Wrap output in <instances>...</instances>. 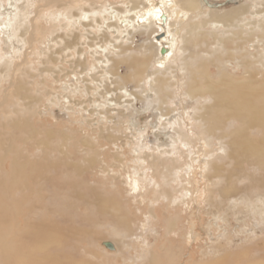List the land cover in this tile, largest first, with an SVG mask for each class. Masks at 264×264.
Listing matches in <instances>:
<instances>
[{"label":"rangeland","instance_id":"1","mask_svg":"<svg viewBox=\"0 0 264 264\" xmlns=\"http://www.w3.org/2000/svg\"><path fill=\"white\" fill-rule=\"evenodd\" d=\"M3 1L5 5H7V0ZM30 1L32 5L30 8L32 10H28L27 16L33 18V22L36 23V35H33L31 45L28 44V42H25L24 45L19 44L14 35H11V39L8 41V39L1 36L0 32V102H3L1 108L4 110H1L3 114H0V122L3 120L0 123V127L2 126V129L0 128V141L1 144H4L3 147H5V142L10 137L13 140L14 147H17V149L29 158H36L38 155L31 142L29 141L27 144L23 140L28 137L40 138L41 131L50 128V142L52 146H57L56 143L62 146L63 148H61L64 153L73 157L67 161L70 162V165L74 166V169L76 168L80 171L74 174L73 168H68L67 166L62 169L63 171L61 170L57 173V170H60L59 165H56L55 171L50 165H45V171H49L48 173L46 171L44 174V168L39 167L35 176H30L28 179V184L32 187L31 192L33 195L32 200L28 202H33V204H35L31 214L32 216L30 215V217H33L34 220H37L39 217L38 220H40L41 216L45 214L46 218L44 221H48L49 224L54 223L60 228H63V232H65L67 227H69L71 231L77 230L78 234H71L65 240L64 244L69 243V245L75 247L88 246L89 250L94 249L97 253H104L105 259L109 264H131L135 255H137V249L135 247L131 250H125L123 248L120 251L116 244L115 249L106 247L104 245L106 240L113 243L119 238L115 235L116 233H113V230H110L113 225L110 224L109 217L94 212L91 207L88 208L86 203L80 204L81 201L76 199L77 194H80L82 198L86 200H89L91 191L100 196H110L121 204V212H125L135 225L140 224L144 220V216L150 214L149 212H153L156 217L153 219L152 224L155 228L154 230L157 231V238L154 239L152 236H148V241L151 248L157 250L159 253L162 250L160 247L163 242L164 247H172V251L182 250L183 239L186 240L185 242L189 241L191 243L193 241V255L195 259H197L199 257L198 252L211 242L220 243L221 241L224 242L226 239H231L234 244H237L245 236L251 239L263 236L264 173L256 169L252 162H247L246 160L233 161L232 159H228L225 151L220 145H217L219 144L217 142L218 140L212 136H206L202 132L204 131L203 126L195 121L196 117H193V114L198 110L196 101L190 99L181 91L180 82H177L178 78L169 86L172 87L169 97L172 99L169 101V105L173 107V111L168 115V119L163 118L164 120L161 121L166 124L163 125L159 122L160 112L157 109L158 106L156 102L146 105L137 101L133 103L132 107L129 106V104L126 105L125 102L120 103V109H126L123 111L127 113L124 114L121 119V124L116 125L114 122V124L107 123L106 121L109 120H105L104 114H99V110L104 108V105L107 106L109 104L103 99L100 92L103 91L104 85H110V83L113 82V76L111 75L112 70L111 66H109L110 68L108 70L100 69L97 64V59L95 60L93 58V50L96 45L92 44L98 45L102 43L104 39L103 35H95L96 38L93 40H91V35H88V37L87 35H79L78 41L75 39L76 35H50V31L55 29L57 25V23L54 24L49 20L50 12L60 8L59 5L62 0L49 4L46 0ZM99 1L97 0L96 4H104L107 0ZM108 1L115 3L114 5L110 3V6L121 7L122 9H120L125 12L126 3H123L125 0ZM201 2L206 5L208 4L207 10H209V12H215L219 15L241 9L242 14L239 18V24L241 26L243 25L242 30L244 31L233 40L230 39L229 34H219V39H215V37L208 32L213 29L212 22H210L201 27L200 30L203 31V33H201V31H196L193 34L192 32L191 35L193 38H196V40H190L189 44L191 45L197 42L196 46L193 48L191 47L192 52L195 53L193 55V58H195L192 59L193 62H195V64L205 62V70H207V73L211 74L213 78H215L214 76L218 72V67L223 64L227 65L229 71L234 76L242 75L243 67L239 65L241 61H239L238 56L240 50L246 49L252 53L258 52L259 55L255 54L254 57V60L257 61L260 55L264 56L263 33L257 26V23H250L251 21L257 20V14L251 13L254 11L252 6L256 5L261 9V7H263L261 4L263 0H201ZM35 3L43 5V8L38 12V15H40L39 17L34 15ZM247 6L249 7L247 8ZM242 7L246 9L242 11ZM31 11H33V13ZM42 11L44 14H42ZM199 13V20H201L202 15V18L208 17L206 16L207 11L205 9L200 10ZM252 17H254V20ZM213 19L223 20L222 17ZM24 22H29V26L27 23L25 26L28 30H32L31 28H33V26L30 25L31 22L27 19L24 20ZM183 24L175 22L176 29H179ZM252 26L254 28L253 36L247 35L246 32L249 31V28ZM89 29L94 31V28L92 29L89 27ZM80 31H83V29ZM204 31H207V33H204ZM220 32L223 33L222 31ZM27 33V29H25L24 35H21L20 38L23 37L22 39H25L28 36L30 37V35H26ZM261 33L262 35H260ZM177 36L179 37V35ZM221 37L227 40V42L228 40L231 41V44L226 47L227 50L225 47H221L217 44L220 42ZM258 37H260V40ZM143 38L148 39V36L139 35L137 31L134 32L132 38H128L127 42L131 41L132 43L130 46L134 49L132 63L128 66H126V63L119 64L117 68L119 73L128 74L143 72V57L137 52L140 40ZM24 47L27 48V50H24ZM76 48H79V51ZM164 50L165 48H163L161 52ZM215 52L216 54H213ZM81 53L85 56L87 66L82 70L76 65L77 56ZM219 57L221 59H219ZM222 59L224 62H222ZM192 60L189 61L192 62ZM263 65V61L261 63L255 61L252 63V68L258 71ZM183 72L181 68L178 69V74L180 76ZM82 75H85V80H82ZM12 81L19 83V86L22 88V92L18 94V96L14 95L12 92L10 84ZM197 81L202 85L204 84L199 79ZM113 84H115V81ZM113 84H111V88ZM85 85L92 87L89 91L90 94L97 99V103H95L94 99L92 100V98L88 97L89 94L85 91L87 90ZM131 85L132 83L127 85L128 89ZM74 87L75 91L72 89ZM93 87L95 89L97 87L98 90H96L98 92L93 90ZM144 90L145 93L150 94V89L147 84H144ZM182 99L183 101H181ZM68 100H70V102ZM176 100L177 103H175ZM88 101L90 103H88ZM199 101L201 104L204 103V99H199ZM13 109H15L16 113L12 111ZM116 110H118V107L113 105L110 106L111 115L115 114ZM7 114L10 116L12 115V117L23 116V119L27 117V120L37 132H15L12 128L6 127ZM3 115H5V118H2ZM174 115L176 116L173 117ZM173 118L180 119V126L176 129L179 131L183 129V132H178L182 134L181 136L184 137L183 141L186 144L184 142L180 143L178 137L180 134L177 130H172L170 121H172ZM192 121L193 123H191ZM230 124L233 125L234 123H228L227 128L232 127ZM108 129L109 131H107ZM57 130H59L60 133H57ZM189 134H193V137H196L198 134L201 135V138L203 137L202 142L189 144V142L185 140V138H188L187 135ZM172 144H182L183 146L181 145V147L186 150L187 148L189 149V146L193 149V155L198 159L194 162L195 170L193 169L191 173L192 176H190V174H185L186 163L184 155L182 156L181 154V160H175V162L163 159L160 164L162 170L158 169L161 170L162 178L156 174L152 175V177L157 181H162L163 183L167 181L169 183L165 184V189L169 192V196L171 195L169 198H174L176 201L175 204H170L160 199L159 202L155 204L156 208L154 210L148 211L146 207L135 209V202H133V198L128 194V188L125 182H122V179L135 168L137 160L134 154H137L136 152H139L141 147L147 151L149 149H154L153 151L157 153L161 149L170 148ZM203 150H209V155L205 157V155H203ZM54 154L57 155L58 152L56 151ZM120 154L122 159V163L120 162V164H124V168H122L115 159V156ZM10 159L11 154L8 155L7 151L1 148V176H4V171L9 170ZM57 160L59 159L55 158L52 160L54 165L58 163H55ZM216 165L219 167H214ZM146 167L147 166H145V170L149 174L150 168ZM214 169H216V171H214ZM237 169L240 171H234ZM177 170L179 171L178 177L173 176L172 173ZM208 172H211V174H208ZM118 174H121V179ZM152 177L150 178L152 179ZM150 178L148 177V180H150ZM186 182L191 184L189 185ZM186 190L190 191V195L188 194V196H186L184 194ZM18 195L20 196V194ZM152 197L153 196L149 194L146 200H150ZM21 201L23 204L22 208L25 209L27 202L23 199H21ZM46 207H48V210ZM258 208L263 209L259 211ZM25 214L26 213L23 214L22 218ZM192 224L198 233L195 238L191 237L188 232ZM181 230L183 232L180 233L182 234L181 236H177L178 238L173 237L176 232L179 233ZM223 232L227 233V237L225 236L226 239L222 238ZM95 236L97 238H95ZM101 237H105L106 240L100 239ZM166 240L170 241L171 244H167ZM52 253H59L61 255L62 249H60V251H52ZM77 253L78 258L85 259L89 261V263L94 264L87 254L82 253V248L77 250ZM176 254H178V252ZM160 259L163 261L164 257L161 255ZM141 262L142 259H138L136 263L141 264ZM95 264H102V262L98 261V263Z\"/></svg>","mask_w":264,"mask_h":264},{"label":"bare ground","instance_id":"2","mask_svg":"<svg viewBox=\"0 0 264 264\" xmlns=\"http://www.w3.org/2000/svg\"><path fill=\"white\" fill-rule=\"evenodd\" d=\"M46 1L49 4L60 0ZM32 2L35 1L33 0ZM96 3L97 0L60 1V8L50 12L49 15V20L58 25L55 26V29L50 31V35H76L75 39H77V41L79 35H87V37L91 35V40L96 38L95 35H103L104 39L102 43L98 45L92 43L96 45L93 50V58L95 60L97 59V64L100 69L108 70L110 68L109 66H111L113 82L110 83V85H104L103 91L100 93L110 106L113 105L118 107V110H116V113L113 115L110 113L109 105H104V108L101 107V110L98 109L99 114H104L105 120H109L106 122L110 124L114 122L116 125L121 124V119L124 114L127 113L123 111L126 109H120V103L125 102L126 105L129 104V106L132 107L133 103L137 101L146 105L156 102L158 106L157 109L160 112L159 122L163 125L166 124L161 121L164 120L163 118L168 119V115L173 111V107L169 105V101L172 99L169 98L172 88L169 86L178 78L177 82H180L181 91L187 97L196 101L198 110L193 114L194 116H192L196 117L195 121L203 126L204 131H202L203 128L201 131L206 136H212L218 140L217 142L219 144L217 145H220L225 151L228 159H232L233 161L246 160L247 162H252L256 169L264 173V65L258 71L252 68L253 62H264V56L260 55L261 57L259 56V60L257 61L254 60V57L255 54L259 55L258 52L252 53L246 49L240 50L238 56L239 61H241L239 65L243 67L242 75L234 76L229 71L227 65L223 64L218 67V72L214 76L215 79L205 70V62L195 64L192 60L195 58H193L195 53L192 52L191 47L193 48L196 46L197 42L191 45L189 44L190 40H196V38L192 37L191 33L193 32L194 34L196 31H201V27L210 22H212L213 29L208 32H210L215 39L219 37V34H229L231 40L241 35L244 31L242 30L243 25L241 26L239 24V18L242 14L241 9L219 15L215 12H209V10H207L208 4L202 3L201 0H125L123 3H126V6L124 4L126 10L124 12L121 10L122 8L120 6L121 9L110 6L112 2L108 0L104 4ZM112 4L114 5L115 3ZM261 4L263 5L261 9L256 5L252 6L254 11L251 13L257 14V20L251 21L250 23H257L264 37V0ZM31 6L30 0H7V5H5L3 0L0 1V32L2 37L9 41L11 35H14L19 44L24 45L25 42H28V44L31 45L33 35H36V23L33 22V18L27 16V12L31 9ZM245 7H242V11L246 9ZM248 7L249 6H247V8ZM42 8L43 5L36 4V14L34 12V15L39 17L40 15H38V12ZM203 9L207 11L206 16L208 17L202 18V15L201 20H199V11ZM31 12L33 13V11ZM42 14H44V12ZM216 17H222L223 20L213 19ZM25 18L31 22L30 25L33 26V28H31L32 30H28L25 26L27 23L24 22V20H26ZM252 18L254 20V17ZM175 22L184 24L180 26L179 29H176ZM89 27L92 29L94 28V31H91ZM25 29H27L28 32L26 35H30V37L25 36L26 38L22 39L23 37L20 38V36L24 35ZM82 29L83 31H80ZM136 31L139 35L148 36V39L143 38L140 40V44L137 48V52L143 57L142 66H144V70L143 72L121 74L117 70L118 65L126 63V66H128L132 63L134 49L130 46L132 42H127V40L128 38H132V35ZM201 33H203V31H201ZM204 33H207V31H204ZM246 33L247 35L253 36V26L250 27L249 31ZM262 33L260 35H262ZM177 35H179V37ZM258 38L260 40V37ZM217 44L226 48L231 44V41L228 40L227 42V40L221 37L220 42ZM163 48H165V50L161 52ZM24 50H27V48L24 47ZM77 50L79 51V48ZM213 54H216V52ZM219 59L221 58L219 57ZM189 60H192V62ZM222 62H224L223 59ZM76 65L80 70L87 67L85 56L82 53L77 56ZM180 68L184 71L181 76L178 74V69ZM81 78L85 80V75H82ZM198 79L204 84L202 85L198 82ZM114 81L115 84H113ZM129 83H132V85L128 89L127 85ZM10 84L14 95L18 96V94H21L22 88L19 86V83L12 81ZM111 84H113L112 88L110 87ZM144 84H147L150 89V94L144 92ZM85 87L87 89L85 90L86 93L89 94L88 97L92 98V100L94 99L95 103H97V99L94 98L89 91L92 87L89 85H85ZM72 89L75 91V87ZM96 89L93 87V90ZM199 99H204V103L201 104ZM68 101L70 102V100ZM181 101H183V99ZM88 103L90 102L88 101ZM175 103H177V100ZM2 104L3 102H0V114L4 111L1 108ZM12 111H15V109ZM175 116L176 115L173 117ZM22 117L23 116L12 117V115L10 116L7 114L6 127L12 128L15 132L30 133L34 131L36 133L37 130L32 127L27 117L24 119ZM2 118H5V115H3ZM2 121L3 120H1V122ZM170 122L172 124V130H177L178 132L179 130L176 128L180 126V119L173 118ZM230 122L234 124H230L232 127L227 128V124ZM191 123H193V121ZM107 131H109V129ZM179 132H183V129ZM57 133H60V131L57 130ZM50 134L51 129L49 128L48 130L43 129L41 131L40 138H24V142L28 144L30 141L33 148L36 149L35 152L38 156L33 154L37 157H32V159L27 157L23 152L17 149V147L13 146L12 138L9 137L7 139L5 147H3L4 144H1L0 141V149L3 148L7 151L8 155L11 154L9 170L4 171L6 176L3 172L4 176L0 174V264H91L85 259L78 258L77 250L80 248H82V253L87 254L94 264L98 263V261H101L102 264H109L105 259L104 253H97L94 249L89 250L88 246L75 247L69 245V243L64 244L65 240L71 234H78L77 230L71 231L70 228L67 227L65 232H63V228H60L54 223L53 225L49 224L48 221H44L46 218L45 214L41 216L40 220H38L39 217L37 220L30 217L35 204H33V202H28L32 200L33 196L31 192L32 187L29 186L28 179L30 176H35L39 167L44 168V174L47 171H45V165H50L53 167V170L56 169V165H59L60 170H57V173L67 166L68 168H73L74 174L80 172L78 169H74V166L70 165V162L67 161L73 157L64 153L62 146L58 143H56L57 146H52ZM199 134L196 137H193V134H189L187 135L188 138H185V140L189 142V144L195 142L201 143L203 137L201 138ZM181 135L182 134L178 136L180 143L184 142V137ZM181 145L172 144L170 148L157 150L158 154L153 151L154 149H149L147 151L141 147V150L136 152L137 154H134L137 160L135 168L122 179V182H125L128 188L127 192L131 198H133V202H135V209L146 207L148 211L154 210L156 208L155 204L158 203L160 199L170 204H175L176 201L174 198H169L171 195L169 196V192L165 189V184L169 183L167 181L165 183L157 181L153 179L152 175L156 174L162 178V167L160 165L162 160L166 159L172 162H175V160L180 161L184 155L186 163L185 174H190V176H192L191 173L194 169V162L198 158L196 159V157H194V151L190 146L189 149L187 148L186 150L182 148ZM56 151L58 152L57 155L54 154ZM209 153V150H203V155H205V157L209 155ZM55 158L59 160L55 161V163H58L54 165L52 160ZM115 159L122 168L125 167L124 164H120V162L122 163L121 154L115 156ZM145 166L150 168L149 174L145 170ZM214 167L218 168L219 166L216 165ZM214 171H216V169H214ZM234 171L239 172L240 170L237 169ZM178 173L179 171L177 170L174 171L172 175L178 177ZM209 173L211 174V172H208V174ZM118 176L121 179V174H118ZM148 177H152V179L150 178V180H148ZM189 192L190 191L186 190L184 194L188 196V194L190 195ZM18 194H20V196ZM149 194L153 197L150 200H146ZM21 199L27 202L25 209L22 208L23 204ZM76 199L81 201L80 204L86 203L88 208L91 207L94 212L109 217V222L113 225L110 230H113V233H116L115 235L119 237L117 241L113 242L114 245L112 242H109L111 245L110 249H115V244L120 251L123 248L125 250H131L135 247L137 249V255H135L131 264H137L136 262L138 259H142L141 264H264V235L252 239L245 236L239 243L234 244L231 239L225 238L227 233L223 232L222 238L226 240L224 242L220 240V243L211 242L208 246L203 247V249L198 252L199 257L197 259H195L193 255V241L191 243L188 241V243L183 239L182 250L172 251V247L165 248L163 242L160 247L162 250L159 253L157 250L151 248L148 241V236H152L154 239L157 238V231L154 230L155 228L152 224L153 219L156 217L153 212H149L150 214L145 215L144 220L140 224L135 225L125 212H121V204L110 196H100L91 191L89 200L82 198L80 194L76 195ZM46 208L48 210V207ZM262 209L263 208H258L259 211H262ZM24 213L26 214L22 218ZM181 232L182 230L179 231V233L176 232L173 237L178 238L177 236L182 235L180 234ZM188 232L191 237H197L198 233L193 224ZM95 238L97 237L95 236ZM100 239L106 240L105 237H101ZM106 242L108 241L106 240ZM166 243L169 245L171 244L168 240H166ZM60 249H62L61 255L59 253H52V251H60ZM177 252L178 254H176ZM161 255L164 257L163 261L160 259Z\"/></svg>","mask_w":264,"mask_h":264},{"label":"water","instance_id":"3","mask_svg":"<svg viewBox=\"0 0 264 264\" xmlns=\"http://www.w3.org/2000/svg\"><path fill=\"white\" fill-rule=\"evenodd\" d=\"M104 245H105L106 247H108V248L111 247V245H110L109 242H105Z\"/></svg>","mask_w":264,"mask_h":264}]
</instances>
